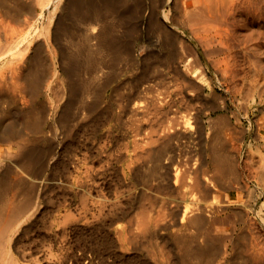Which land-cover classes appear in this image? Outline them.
<instances>
[{"label": "rangeland", "instance_id": "rangeland-1", "mask_svg": "<svg viewBox=\"0 0 264 264\" xmlns=\"http://www.w3.org/2000/svg\"><path fill=\"white\" fill-rule=\"evenodd\" d=\"M15 1L7 0L10 4L8 9L0 6V50H7L9 46L13 45L17 38L29 29L28 26L38 28L37 30L40 31L39 34L41 35L34 38V43L30 44L26 55L32 51L37 41L43 40L42 46L45 48L42 47V49L45 51L42 65H45L43 67L46 70H43L46 72V76L44 73L46 79L45 82L43 80L36 102L49 107L50 114L40 130L31 129L28 126L24 127L22 123L16 122L22 109L30 107L29 105L33 100L31 95L27 94L28 92L26 93L20 88L18 80L16 86L14 83L9 88L7 86L3 88L4 90H0V119L2 120L0 123L7 128L15 120L12 124L16 127L12 133L13 135L6 140L9 144L19 139L20 133L18 132L22 130L21 132L24 131L23 133L29 137V143L34 142L33 144L40 147L49 148L45 165L39 170L35 180L34 176L28 175L26 172L23 173L26 177L35 181L34 194L39 191L40 194L45 195V199L41 198L40 201V207L42 208L40 220H43V216H45V219L47 218L52 223L51 229L54 228V231L61 230L54 223L60 220V215L67 211V207H69L68 211L72 213L70 217L78 216V213L83 211L80 206L83 203L84 193L87 194L84 197L93 198L94 196L95 199L99 198L100 195L102 198L109 199H105V201L112 203L118 201L116 204H121V207L129 209L127 216L112 220L111 224L107 225L110 228H113L117 223H126V221H131L136 228V218L140 213L145 214L149 219L159 216V223L154 229L153 238H151V234L146 233L134 245H131L128 251H123L114 244L112 237L107 233L108 228L105 230L97 225L98 223L101 225L108 218L98 217V219H95L96 222L93 223L96 226L82 225L80 224L81 220H78V224L67 234L60 232L59 234L63 233V235L55 236V240L50 238V240H53L51 242L54 244H52L53 247L55 246L52 252L59 254V256H55L50 260L51 263L78 264L74 261L77 258L75 256H79L78 253H81L79 258H81L82 263L93 260L91 264H159L162 261L156 260L150 254L151 244L154 241L158 250H160V254L157 256L163 259H167L169 256L171 264H188L182 258L176 235L191 236L197 242H201L203 237L201 234L194 235L197 226L192 223L189 224L188 221H185V225L181 227L182 223L178 218L179 216L171 212L170 209L174 208L177 205L176 203L180 204L181 207L184 205L189 206V204L193 206L198 202V199L203 200L204 198L206 201L213 199L214 204L223 207L220 212L212 214L210 222L205 226L206 231L212 236L219 237L218 243L223 251L221 257L210 261L208 264H233V262L241 264L240 261H243V258L249 259L248 262L264 264V0H242L244 3L241 0H232L236 5H231L229 0L228 4L231 6L228 5L230 8L227 7L225 11L227 16H225L227 22H230V24L227 23V27L230 28L223 30L225 35L222 33V36H224L221 39L224 47L220 45L221 43L214 44L212 42L207 44L203 42L184 24H180V27L179 25H172L179 35L175 51H172L175 52L176 56L182 55L176 59V62H168L165 59L167 50L170 49L169 46V49L166 50V48L161 49L154 44L152 45L149 41H137L138 46H135L136 49L133 54L139 63L133 67L124 58H121L114 66L115 70L113 72V67L104 66L106 72H101V76L103 74L104 76L100 77V72L97 76V73L98 78L96 77L92 84L96 86L100 84L99 79H106V77L110 79L101 86L99 91H92L93 94L89 93L93 99L87 98L91 102V99L94 100L93 95L95 96L99 92L100 96L96 98L97 101L94 100L97 103L96 108L88 112V110H82L81 106L76 107L79 115L68 128H64L52 116L56 110H59L60 104L64 100V98L60 99L62 69L58 59L59 49L53 41L56 18L53 17L51 23L48 21L49 10L52 9L53 5L43 8L40 0H23L22 5L25 8L23 7L22 12L18 15L15 14L14 10H11ZM172 1L170 0V7L173 6V11L179 16L183 11L181 1L180 4L178 3L179 0L173 1L174 4H172ZM227 10L233 13L230 14ZM39 13L41 14L38 15ZM69 19H73V17L67 20V22L72 23L73 20ZM82 26H80V29H84V26ZM45 30L48 32L46 33ZM118 34L121 35L122 31H119L116 35ZM66 45H68L67 42L65 47L68 49ZM177 48L181 55L176 52ZM221 48L224 49L223 52ZM218 49L220 54L217 53ZM147 54H149L148 57ZM222 59L229 66V73L226 76L228 82L223 79L220 70L225 66V61L222 63ZM219 60L221 63L218 62ZM179 61L181 62L178 63ZM141 64L146 65L147 68L149 66L148 73L143 75L141 79L135 80L136 76L138 77L142 73L143 68L145 69V66ZM23 65L24 61H22L21 66ZM140 66H143V68ZM154 68L155 71L152 70L151 72L150 70ZM8 70L9 68L6 70L4 64L0 72L6 71V74H8ZM80 71L82 72L81 69ZM109 71L111 72L110 75ZM182 72L183 74L188 73L187 75L192 74L191 76L201 82L208 80L211 84V87H207L205 91L208 93L206 99L212 106L210 107V104L206 101L208 108L206 107L205 111L208 110V113H201L204 124L207 127L209 126L207 128L209 133L206 135L204 129L200 130L196 118L193 117L185 127L187 130L185 132L186 136H180L174 140L175 142L171 143V147H173L167 154L168 157L164 158V162L170 164L173 160H176V163L185 161L186 166L190 165V170L186 169L187 166L182 171L183 178L177 187L170 186V183L164 187L157 186V179H153L150 183H144L140 178L143 171L141 169L137 170L142 161L133 162L131 167H127V153L131 152L133 140L136 137L145 138L146 135L143 134L146 131L145 129L147 128V133L150 131L148 128L154 123L153 120L156 117L167 121L171 116L178 118L191 110V105L179 102L171 106L167 115L161 111L156 114V111L154 112L153 109L147 107V99L154 92L175 93L177 87H179L178 85L181 84L180 75ZM86 75L90 77V75ZM75 77L82 78L84 73L82 72L79 77L77 75ZM21 82L24 81L21 80ZM138 84H140L139 92L135 91V86ZM142 85L146 87L145 90ZM178 95H174L175 100L179 97ZM192 105L203 107L205 102L202 103V100L198 99ZM10 107L12 114L8 112ZM4 113H8L9 116ZM219 116H224L228 121V125H222V128L218 129L213 124L210 126L211 123L216 122L215 120ZM9 117H11V120H9ZM150 118H153V120L148 122ZM137 124L141 128L139 135H135ZM18 125L20 126L18 127ZM215 131L220 146L230 154L233 167L218 175L213 168V164H210L208 174L213 176L214 189L210 191L211 193L202 194L196 186L191 187L190 182L194 183L196 176L200 177L207 174L202 169L205 166V164L202 166V162L204 159L207 160V163L211 161L210 147ZM100 147H102V150ZM12 149L15 150V147L12 146ZM125 151L126 153H124ZM84 166H93V169L91 168L93 171H90L89 176L83 173ZM75 175H82L81 177L85 183L95 176L91 180L92 183L91 181L90 184L87 183L88 188L95 187L93 183L96 184L97 178H99V181L104 180V182H100L103 186L102 189L99 187L101 192L92 187L88 193L87 187L78 186L80 187L78 188L75 184H70ZM86 176L88 178L92 177L89 180ZM64 183H68L70 186L68 184L66 186ZM190 191H192V194L194 193L193 196ZM73 193H75V196H73ZM65 200H67V203ZM143 208L146 209L145 213H143ZM75 212L77 213L75 214ZM51 229L49 231H52ZM80 231H84L86 234L81 235ZM35 232L36 230L31 231L33 237L30 239H38L36 242L39 241L38 243H40L41 237ZM92 237L97 240L101 238L107 242L105 244L98 243L95 246ZM236 238H240L237 244H235L238 240ZM31 240L29 241L31 242ZM57 241L63 244V247L65 244L66 247L68 245L71 247H67L68 251L63 248L64 250H61L60 253L59 250L56 251L57 247L60 246ZM47 242H42V244ZM71 243L73 246L75 245V248ZM44 244V248L40 243L41 248L39 247V249L37 248L31 254H28L23 259L24 264L32 263L33 260H40L44 257L47 251L49 252L48 245ZM83 252L84 255H82ZM235 254L236 258L234 257ZM87 256L88 258H86ZM189 263L192 264V261Z\"/></svg>", "mask_w": 264, "mask_h": 264}, {"label": "bare ground", "instance_id": "bare-ground-1", "mask_svg": "<svg viewBox=\"0 0 264 264\" xmlns=\"http://www.w3.org/2000/svg\"><path fill=\"white\" fill-rule=\"evenodd\" d=\"M22 1L23 0H16L11 7V10H14L16 12L15 14L19 15L22 12L24 7L22 5ZM6 2L7 0H0V6L4 8L6 7L8 9V6L10 4ZM40 2H42L41 5L43 8L46 6L50 7L51 4L53 5L52 9L49 10L48 21L51 23L53 17L56 18V22L54 23L55 26L53 31V41L59 49L58 59L60 61L59 64L61 65L62 69V83L60 86L62 93L60 92V89L59 92L61 93L60 99L64 98V100H62L63 102L60 104L59 110H56V112H54L52 116L64 128H68L72 124V121L77 119L79 111L76 110V107L81 106L82 110H88V112H91V110H94L96 108L95 106H97V103L94 102V100L97 101L96 98L100 96L99 92L97 95H95L96 97L93 95L94 100H92L93 98L90 97L92 95H90L89 93H92V91H99L101 86L107 83L110 79H107L105 74L106 79H99L100 84L96 86L92 84V82L95 81L96 77L99 75V72L100 77L104 76V74L101 76L102 71L106 72V68L104 69V66L113 67V72L115 70L114 66L121 58H124L127 63H129V65L133 67L139 63V61L136 59V57H134L133 54V51L136 49L135 46L137 45V41H149L152 43V45L154 44L156 47H160L161 49L166 48V50L170 47V49L167 50L165 59L168 62L172 61V63L176 62V59L182 56L179 51H177L178 48L176 49V52H178L181 56H176L174 52L176 43L177 41H179V35L172 27V25H179L180 27V24H184L194 35L199 37L203 42H206L207 44H210L212 42L214 44L221 43L220 45L222 46L224 44H222L221 38L225 35V33H223V30L230 28L227 27L230 22H227V15L225 14V11L227 7L230 8L229 6L235 4L234 2H232V0H230L231 5L228 4L229 0H179L178 3H181L183 11L181 14L179 13V16H177L172 9L173 6L170 7V0H40ZM172 4H174V2ZM243 9L246 8L243 7ZM231 12L229 13L232 14L233 12ZM40 14L41 13H39L38 15ZM71 17H73V19L69 20H73L74 22H67L68 18ZM26 21L29 22L30 20ZM79 25H83L84 29L81 28V30ZM27 28L29 29L25 31V33L21 34L14 42V44L9 46L7 50H0V71L2 70L4 64L6 70L7 68H9V72L7 71L8 74H6V71L0 72V90L6 88L7 86L9 88V86H12L14 83L16 86V82L19 80L18 83L20 84V88L26 93L28 92L27 94H29V96L31 95L33 100L29 105L30 107L22 109L21 115H19V118H17L18 120L16 122L20 124L22 123L24 127L28 126L31 129L40 130V128H43L46 119L50 114L49 107H47L45 104L43 105L36 102V97L40 94L43 80L45 82L46 79L44 78V73L46 76V72H44L43 70L45 69V65H42V58L44 56L43 53L45 51L43 49L45 47L42 46L43 40H39L36 44H34L35 46L33 47L32 51L26 55L27 50L30 44L33 42L34 38L41 35L39 34L40 31L38 32L37 30L38 28L36 29L31 25ZM116 31L117 33L119 31H122V34L116 35ZM222 33L224 34L223 36ZM66 42L68 44L66 45L68 49H66L65 47ZM223 50L224 49H222L221 51L223 52ZM217 53L220 54V50ZM148 55L149 54H147L146 56L148 57ZM21 59L22 61H24L23 66H21ZM179 59L184 60L183 58ZM221 61L223 63V61L225 60L222 59ZM221 61L219 60L218 62L221 63ZM180 62L181 61H179L178 63ZM143 66H145V69L143 68ZM143 66H140L143 68V71H141L142 73L139 74L138 77L136 76L135 80H139V78L141 79L143 75L148 73L147 71L149 70V66L148 68L146 65ZM80 69L84 73V77L82 78H80L81 76L79 77V75L82 74ZM152 70L155 71V68L151 69L150 71L152 72ZM220 70L222 72L223 79L227 81L226 76L229 73V66L226 61L225 66ZM110 73L111 72L109 71V75ZM86 74L90 75V77H88ZM187 74H183L182 72V74L180 75L181 84L178 85L179 87H177L175 93L171 92V94H165L164 92L160 91L154 93L152 92L153 94L150 95L147 99L148 109H153L154 112L156 111V114L161 111L165 115H167L170 112L171 106L176 105L178 102L184 103L186 105H191V108L189 107L191 110L188 111L187 114H183L178 118H176L175 116H171L168 119V117H166V119H168L167 121L164 119H159L158 117L153 120V115V118H150L148 122H150V120H153L154 123L151 124V126L149 124V126L152 128H148L150 129L148 133L147 128L145 129L146 131L143 133L144 135H146L145 138L136 137L133 140L131 152L127 153L126 165L127 167H131V163L142 161L143 164L141 163V165L138 166L137 170L141 169L143 171L140 175V178L144 183H150L153 179H157V186L164 187L170 183V186L177 187L180 183V180L183 178L182 171L185 170L188 165L186 166L185 161H179L180 163H176V160L172 161V159V162L170 161V164H166L164 162V158L168 157L167 154L173 147H171V143L174 140L178 139L180 136H186L185 132L187 130L185 127L187 123L190 122L189 120L193 117L196 118V122L198 123L200 130L204 129L206 135L207 133H209L207 129L209 128V126L207 127V125L204 124L201 113H208V110L205 111V108H208L207 103L210 104V107L212 106V104L209 103V101L206 99L208 93L205 91L207 87H211V84L210 82H208V80L201 82L197 78L191 76L192 74ZM76 75L79 78H76ZM21 80L24 82L22 83ZM139 85L140 84L135 86V91L137 92L140 91ZM143 88L144 90L146 89V87ZM175 94H179V99L177 98L175 100ZM88 97L92 98L91 102L89 99L87 100ZM198 99L202 100V103L205 102V106H193L192 104L195 103V101H197ZM7 108L9 107L7 106ZM11 111L12 110L10 107L8 112L12 114ZM4 114L7 115L8 113ZM9 118V120H11V117ZM0 121L2 122L1 119ZM215 121V123L212 121L213 123H211L210 126H212L213 124V126L218 129L222 128V125H228V121L224 118V116H219ZM13 123L11 122V124L9 125L7 124V128L3 126L4 124L0 123V264H24L23 259H25L28 254H31L32 251L36 250L37 248L39 249L40 243L43 247L44 243L42 244V242L47 241L48 242L45 244L49 246H47L49 252L47 251V254L40 260L35 259L32 261V263L29 264H53L50 260L55 256H59V254L57 252V254L55 252H52L55 246L53 247L54 244L51 243L53 240H50V238L55 240V236H61V234L63 235V233L67 234L78 224V220H81L80 224L82 225L94 226L95 224L93 223L96 222L95 219H98V217H104V219L105 217L108 218L107 220L103 219L104 222H102L101 225L97 222V225H99L101 228H104L105 230L106 228H108V235L112 237L114 244H116L123 251H128L130 249V246L134 245L135 242L142 238V236H145L146 233L151 234V238H153V235L155 234L154 229L157 223H159V216L153 219H149L145 216V214L143 215L140 213L136 218V228L133 226V223L131 221H126V223L123 224L117 223L113 228L108 227L107 225H110L112 220L127 216L129 213V209L127 210L126 207H121V204H116L118 203L117 200L116 203H114L115 201L113 203L105 201V199H109L105 198L104 195V198L99 195V198L94 199V196L93 198H89V196H87L88 198L84 197V195L86 196L87 194L83 192V203L80 206V208L82 207L81 209L83 211H80L81 213H78V216L75 215L76 218L75 216L70 217L72 213L68 211L69 207H67V211L64 214L62 213L63 215H60V220L54 223L58 225L59 228H61V230H57L58 232L54 231V228L51 229L52 223H50L47 218L45 219V216H43V214L42 216L44 217V219L40 220L42 212L40 201L41 198L45 199V195L40 194L39 191L34 194L33 188L35 182L34 180L37 177L39 170L45 165L47 156L49 154V148L40 147L36 144H33L34 142L29 143V137L23 133L24 131L21 132L22 130L18 132L20 134L18 137L19 139L16 142H10V144L6 142L7 138L10 139L9 136L13 135L12 133L16 128L15 125H12ZM19 126L20 125H18V127ZM140 129L141 128H139L138 125V127L135 129V135H139ZM213 137L215 139L213 138V142L211 143L210 147L211 161L207 163V160L204 159V161L202 162V166L205 164L204 168L202 169H204L207 174L200 177L196 176L194 183L190 182V186H196L199 192H201L202 194L211 193L210 191L214 189L213 176H210V174H208V167L210 164H213V168L218 175L222 174L226 169L233 167V163L231 161L232 158L230 154L220 146L217 140L216 131L215 134H213ZM12 146L15 147V150L12 149ZM101 148L102 147H100V149ZM106 151L107 150L105 149V152ZM124 153H126V151ZM189 166L186 169L190 170ZM84 167L85 169L83 173L87 175L90 174L93 166ZM183 167L184 169H182ZM24 172H26L28 175L34 176V180L26 177L23 174ZM69 174L71 175V173ZM81 176L82 175H75L71 182V179L69 180L70 184H75L77 187H87V183L90 184L89 182L95 177L94 176L90 180L92 176L90 178H88L89 175L86 176L90 181L85 183ZM97 179L98 181L96 182V184L93 181L95 187H92L93 189L101 192L99 187H101V189L103 187L101 186L102 183L100 184L102 180L99 181V178ZM102 182H104V180ZM90 188H88V190ZM90 191L91 190L87 192L89 193ZM190 192L192 194V191ZM73 196H75V193H73ZM67 200H65L66 203ZM204 200V198L203 200L198 199V202L193 205L194 207L190 206V204L189 206L184 205L183 207H181L180 204L176 203L177 205H175L174 208L170 209L171 212L179 216L178 218L182 223L181 227L185 225V221H188L189 224L192 223L197 226L194 235L198 236L199 234H201L203 237L201 242H197L196 239L191 236H185L184 234L176 235V240L182 253V258L188 264H190L189 262L191 261L192 264H208L210 261L221 257L223 253L218 243L219 237L212 236L205 229V226H207L210 222L212 214L220 212L223 207L214 204L213 199L211 201ZM72 211L74 210L72 209ZM145 212L146 209L143 213ZM76 213L77 212H75V214ZM48 228L52 231H49ZM33 230H36L37 233H35L38 236L40 235V243H38L39 241L36 242L38 239L34 240L33 238V240H31L33 237L31 235V231L33 232ZM60 232L63 233L59 234ZM80 234L84 235L86 233L84 231H80ZM88 234L92 236V234ZM92 239L95 243V246H97L98 243L105 244L107 242L106 240L101 238H99L100 240H97L96 238L92 237ZM236 239L238 240L235 242V244L240 241V238ZM29 240H31V242ZM58 243L57 244L60 246L57 247L56 251L59 250L60 253L61 250L63 251L64 249L68 251L67 247L69 245L66 247L65 244L63 247V244H60V242ZM71 245L73 246L72 243ZM148 251L150 252V250ZM159 251L160 250H158L156 243L153 241V243L151 244V256L156 260H161L162 263L159 264H171L172 262L169 256L167 257V259H163L157 256L160 254ZM78 254L79 256H81V253ZM82 255H84V252ZM79 256L76 255L75 257L77 258L76 260H74L78 264H91L93 261L89 260L88 263H82ZM234 257L236 258V254L234 255ZM86 258H88V256ZM235 258H233V260ZM248 261L249 259L243 258V261L240 262L241 264H258ZM236 263L237 262H233V264ZM237 264L240 263L238 262Z\"/></svg>", "mask_w": 264, "mask_h": 264}]
</instances>
